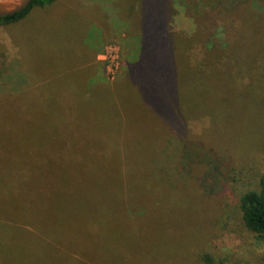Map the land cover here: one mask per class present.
<instances>
[{
    "label": "rangeland",
    "instance_id": "374dc122",
    "mask_svg": "<svg viewBox=\"0 0 264 264\" xmlns=\"http://www.w3.org/2000/svg\"><path fill=\"white\" fill-rule=\"evenodd\" d=\"M260 1L254 8L264 12ZM137 3L58 0L0 25V92L16 94L28 78L44 80L42 91L50 90L51 79L55 91L53 100L43 101L26 93L30 104L24 107L17 97L19 107L8 99L0 104V264H203L195 256L201 253L224 264H264V240L244 227L237 208L241 190L255 186L264 171V77L237 90L205 67L208 56L202 62L184 57L182 98L188 87L195 98L190 112L198 114L188 130L200 135L205 129V138L225 147L191 140L183 150V141H172L152 160L164 121L142 103L132 104V97L116 102L101 87L83 93L91 73L108 85L127 75L126 61L136 58L139 46L132 29L137 16L130 14ZM190 3L197 2L151 5L163 4L169 32L190 35L196 27L185 12ZM255 55L233 53L226 62L246 63ZM198 63L205 66L194 68ZM60 117L61 125L42 128ZM35 153H49L43 176L35 173ZM188 158L201 163L200 172L188 171ZM23 174L30 175L26 183ZM155 244L164 245L163 260L149 256ZM72 249L90 260L79 262L68 253Z\"/></svg>",
    "mask_w": 264,
    "mask_h": 264
},
{
    "label": "trees",
    "instance_id": "16d2710c",
    "mask_svg": "<svg viewBox=\"0 0 264 264\" xmlns=\"http://www.w3.org/2000/svg\"><path fill=\"white\" fill-rule=\"evenodd\" d=\"M56 1L58 0H32L21 12L0 18V25L5 28L23 19L32 10L46 9ZM153 1L157 2V0H138V8H135L133 13H130L137 16V22L132 19L136 25L132 29L137 34L139 46L135 53L136 58L126 61L125 68L127 75L119 77L112 85H108L102 83L99 79H95L91 73L82 82L83 93L85 96H89L95 92V88L101 87L103 90L109 91L111 97L116 102H120L121 98L132 97L134 99V103L132 104L137 105L138 102L142 103L145 107L147 106L151 109L160 120L164 121L166 125L165 129H162L164 130V134L156 146L151 160L156 153L158 155V152L165 144L172 141H183V150L190 146L191 140L202 142L208 146L217 145L218 149H223L225 146L214 143L204 137L205 129H202L200 135L190 134L188 130V121L193 117H198V114L190 112L194 104L190 102L191 100H195V98H190L188 87L185 98H182L180 82L181 61L184 57H187L188 60L193 57V61L197 59L202 62V58L208 56L210 65L207 63L205 66V64L198 63L200 66L197 65L194 68L198 69L204 66L209 68L215 77L230 79L236 83L237 90L240 88L246 89L251 84L256 83L257 77H264V66L262 65V60L264 61V32L262 30L264 12L254 8L256 3L261 6V1L194 0L197 3H190V6L185 10L186 14L192 18L194 26H196L194 32L190 35L169 32L165 26L167 20L163 4H160L155 9L151 5ZM208 3L211 4L207 5ZM192 5L196 6L194 12L190 9ZM243 5L252 7V9L245 13H243V10H235L237 8L235 6L243 7ZM206 6L210 7L205 8ZM137 25L140 26V29H136ZM243 51H251L252 53H256V55L252 57V60L248 59L249 61L246 63L244 62V58H236L232 62H226V55H232L233 53L241 54ZM89 63H84L86 69L92 70L93 67ZM64 75L62 72V76ZM30 80L31 78L25 80L24 85L18 87V93L16 94L13 93L14 91L0 92V104L3 105L5 99L12 102L17 97L20 103L23 102L24 107L30 104L27 100L28 97L24 99L25 94L28 92L33 94V96H30L34 98L33 100L54 99L55 91L51 85V79H46L50 90L44 89L45 91H42V86L45 83L44 80L39 78H35L31 82ZM131 92L135 95L131 96ZM61 94H64V92H61ZM13 102L19 107L17 101ZM64 104L65 101L63 100L61 105ZM120 113H123V110H120ZM46 122L42 127L43 129L50 128L53 123L62 124L61 117L59 121L47 120ZM215 123L213 126L216 125ZM171 136L178 139H170L169 137ZM48 157L49 153H35L31 156L37 167L40 166L37 168L38 173L35 171L37 176H43L44 170L48 169V165L41 164L42 162L50 163ZM188 159L191 161H188V166L186 167L188 171L191 174L195 171L200 172L202 168L201 163L194 159L191 160V158ZM23 176L24 183H26L30 175L23 174ZM75 205L76 202L72 201L71 206ZM237 208L241 214V222L244 227L264 240V171L258 176L255 186H249L241 190ZM5 220L7 225L21 228L31 233L36 232L35 228L26 222ZM156 244L148 252L149 256L151 254L155 260L160 261V259H164L165 247L164 245ZM198 246L196 243L194 249ZM68 253L79 262L90 260L87 255L74 249L68 251ZM201 254V256L200 254L195 256L202 258L203 264L225 263L223 258L216 260L213 254Z\"/></svg>",
    "mask_w": 264,
    "mask_h": 264
},
{
    "label": "water",
    "instance_id": "95a60500",
    "mask_svg": "<svg viewBox=\"0 0 264 264\" xmlns=\"http://www.w3.org/2000/svg\"><path fill=\"white\" fill-rule=\"evenodd\" d=\"M31 1L32 0H0V18L21 12Z\"/></svg>",
    "mask_w": 264,
    "mask_h": 264
}]
</instances>
